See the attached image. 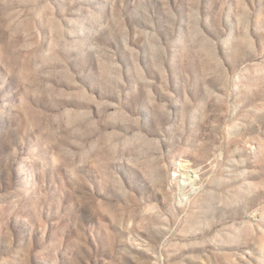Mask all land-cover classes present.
<instances>
[{"label":"rangeland","instance_id":"obj_1","mask_svg":"<svg viewBox=\"0 0 264 264\" xmlns=\"http://www.w3.org/2000/svg\"><path fill=\"white\" fill-rule=\"evenodd\" d=\"M0 264H264V0H0Z\"/></svg>","mask_w":264,"mask_h":264},{"label":"bare ground","instance_id":"obj_2","mask_svg":"<svg viewBox=\"0 0 264 264\" xmlns=\"http://www.w3.org/2000/svg\"><path fill=\"white\" fill-rule=\"evenodd\" d=\"M195 177H196V176H195ZM194 180H197V178H195ZM196 182H197V181H196ZM195 184H196V183H194V184L192 185V189H193V190H196V189L198 188V186H196L197 184H196V185H195ZM193 190H192V191H193Z\"/></svg>","mask_w":264,"mask_h":264}]
</instances>
